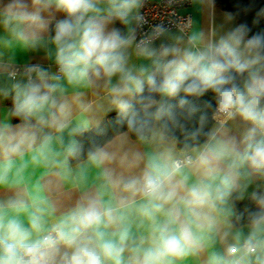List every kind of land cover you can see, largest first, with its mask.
Segmentation results:
<instances>
[{"label": "clouds", "instance_id": "obj_1", "mask_svg": "<svg viewBox=\"0 0 264 264\" xmlns=\"http://www.w3.org/2000/svg\"><path fill=\"white\" fill-rule=\"evenodd\" d=\"M141 0H0V25L25 47H36L41 33L48 28L46 14L52 9L65 18L56 23L52 42L60 75L51 77L36 70V80L16 85L14 114L23 121L59 129L68 113V105L57 97L61 79L73 86H89L97 80L117 83L111 88L112 103L120 122H126L141 140L153 133L157 121L167 118L178 123L174 106H166L157 97H177L180 109L188 117L197 112L186 98L215 94V114L224 121L237 118L245 125L240 138L217 141L209 133L197 157V179L191 185L181 166L162 158L150 163L142 177L124 185L133 197L140 195L141 216L152 222L150 244L137 245L131 239L118 209L104 205L99 194L82 200L54 228L43 234L44 209L36 207L28 226L4 209L19 213L22 199L0 204V264H123L130 252L129 264H171L173 259L196 255L222 236V251L213 252L208 264H264V193H253L256 210L248 213L244 224L240 217L231 220L230 200L242 180L264 178V35H249L238 25L208 42L202 33L189 36L184 47L175 45L153 49L145 42L137 45L138 54L151 60L152 66L135 70L128 66V49L135 39L132 30L123 34L109 25L119 21L128 25ZM228 19H232L231 16ZM158 31L163 33L162 26ZM206 116L200 117L201 125ZM165 132L170 131L164 125ZM51 135L43 136L34 162H47L52 152ZM36 144L35 131L27 124L16 132L0 128V156L6 161L0 169V184L7 182L12 157ZM70 154L76 149L69 147ZM102 165L108 160L103 149L90 154ZM113 187L119 181L109 178ZM125 207L126 201L121 200ZM158 214L164 219L158 220ZM102 228H114L116 239H106ZM227 241L226 247L224 242ZM70 249L71 251H62Z\"/></svg>", "mask_w": 264, "mask_h": 264}, {"label": "crops", "instance_id": "obj_2", "mask_svg": "<svg viewBox=\"0 0 264 264\" xmlns=\"http://www.w3.org/2000/svg\"><path fill=\"white\" fill-rule=\"evenodd\" d=\"M4 2H7L4 0ZM192 14V28L189 35L173 30L166 32L157 40L146 43L148 47L160 49L161 46L175 45L184 47L189 36L193 33H202L204 42L218 39L224 32L238 26L236 19L214 4V0H193L188 10ZM128 25L116 21L109 25L110 28L119 29L123 34L133 31L136 14ZM49 21L46 31L41 33V40L36 47H25L12 39L10 33L0 25V128H7L10 132H16L18 126L27 124L36 134V144L32 148H26L21 155L12 157V166L8 172L7 182L0 184V204H7L9 200L22 199L25 208L19 213L5 208L8 216H16L25 226H28L29 217L36 211V207L44 209L43 234H46L54 226L66 217L82 200L99 194L104 205H111L118 209L117 214L125 217L124 223L130 229L132 241L138 245L141 240L147 247L151 241L152 222L141 216L138 208L144 203L140 195L133 197L125 191L124 185L131 180L142 177L143 172L150 163H163L162 158L175 162L182 157L176 143L164 137L159 129V121L150 137L145 140H135L128 133H123L112 139L103 149L108 154V160L102 165H97L91 158L72 165L69 147L76 149L78 132L99 127L106 118L118 112L112 103L111 88L117 83V77L111 81L101 79L89 86H73L61 79L58 83L62 91H58L57 97L68 105V113L63 118V126L59 129L41 126L36 120L28 122H14L13 112L16 85L28 84L26 76L20 75L10 78L7 75L8 68L12 65L38 64L49 76V83H57L52 80L58 67L55 56L56 48L52 42L56 23L65 18L63 12L52 9L46 14ZM231 16L232 19H228ZM128 66L133 70L145 66L151 67L150 59L139 55L137 44L128 49ZM37 78L35 76V81ZM166 97H162L164 99ZM245 131V125L238 118L233 121L219 123L214 121L210 133L215 132L216 139L212 141H226L232 137L240 138ZM51 135L52 152L47 162H34L35 154L43 136ZM210 139L206 142L208 144ZM205 146V145H204ZM204 146L189 152L192 161L181 167L184 174L188 175V184L191 185L197 179V157ZM6 161L0 156V169ZM119 181V186L113 188L108 180ZM253 193H264V178L252 176L242 180L240 186L234 191L230 207L231 220L235 215L233 199L244 202L252 198ZM125 200L126 206L121 207L120 201ZM158 220H163L164 215L158 214ZM106 239H116L112 235L114 228H102ZM222 236L213 237V243L197 253L182 259H173L171 264H208L213 252L222 251ZM227 241L224 242L226 247ZM62 251H71L64 249ZM130 252H125L123 264H129Z\"/></svg>", "mask_w": 264, "mask_h": 264}, {"label": "trees", "instance_id": "obj_3", "mask_svg": "<svg viewBox=\"0 0 264 264\" xmlns=\"http://www.w3.org/2000/svg\"><path fill=\"white\" fill-rule=\"evenodd\" d=\"M214 4L231 14L239 25H245L249 30L250 36L254 34L264 35V0H214ZM52 32L55 33V28ZM182 96H184L183 93L174 98L166 97L162 99L161 97H157V99L166 106H174L178 123L173 125L165 117L159 121V129L164 137L176 143L178 150L185 154L204 146L208 141V134L214 124L212 116L216 107V100L215 94L212 91H208L200 97H186L191 105L197 108V112L188 117L186 111L180 109L178 106V102ZM12 112L14 122L25 123V121L14 114V109H12ZM202 115L207 117L203 125L200 122ZM120 121L119 113L116 112L109 115L99 127L78 132L76 135L77 151L70 157L71 164L77 165L88 159L91 153L97 149H101L112 139L123 133H128L135 140L140 139L134 131L128 128L126 122L122 123ZM165 124L170 131L165 132ZM233 206L235 215L232 221L235 222L236 218L240 217L241 224L246 222L250 211L256 210V205L252 198L244 202L233 199Z\"/></svg>", "mask_w": 264, "mask_h": 264}, {"label": "built area", "instance_id": "obj_4", "mask_svg": "<svg viewBox=\"0 0 264 264\" xmlns=\"http://www.w3.org/2000/svg\"><path fill=\"white\" fill-rule=\"evenodd\" d=\"M193 0H141V5L136 14V21L133 28L134 42L139 45L141 42H151L159 39L168 31H179L188 36L192 28V14L188 11ZM164 31L160 33L159 27ZM41 69L38 64L12 65L8 68L7 75L15 78L20 75L26 76L28 82L33 81L36 70ZM60 75L58 67L55 76ZM213 120L219 123L226 122L217 117L215 111ZM192 161L190 153H185L176 159L175 163L181 167Z\"/></svg>", "mask_w": 264, "mask_h": 264}]
</instances>
